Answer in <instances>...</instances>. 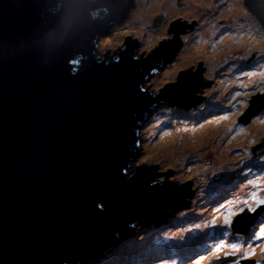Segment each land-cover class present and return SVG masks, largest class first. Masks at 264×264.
<instances>
[{
  "label": "water",
  "instance_id": "obj_1",
  "mask_svg": "<svg viewBox=\"0 0 264 264\" xmlns=\"http://www.w3.org/2000/svg\"><path fill=\"white\" fill-rule=\"evenodd\" d=\"M243 4L264 28V0ZM132 5L0 0V264L104 261L136 227L165 223L191 205L193 178L136 162L145 155L143 126L158 106L189 109L212 79L201 62L190 70L199 78L181 70L176 82L151 86L149 77L193 26L184 18L169 22L173 37L164 44L139 50V36L127 34L128 42H111L105 52H113L100 57L99 38H108ZM263 111L259 92L237 122ZM262 145L264 137L250 147L251 158L264 153ZM263 213L264 205L245 209L232 232L246 234Z\"/></svg>",
  "mask_w": 264,
  "mask_h": 264
},
{
  "label": "rangeland",
  "instance_id": "obj_2",
  "mask_svg": "<svg viewBox=\"0 0 264 264\" xmlns=\"http://www.w3.org/2000/svg\"><path fill=\"white\" fill-rule=\"evenodd\" d=\"M136 1L137 6L135 9L132 8L131 15L114 23L108 38H99V56L106 51L111 42H128L127 34L139 36L143 42L139 45V50L171 34L169 23H165L166 15L162 14L163 11L167 13L169 19L199 20L198 27L192 26L193 28L190 27L184 33V36L189 37L186 42H191L195 36L198 38L188 49L183 46L179 56L180 64H177L174 72L172 71L174 67L170 68L169 63L165 68V75L158 74L150 78L152 88L158 90L160 84L175 81L169 77L177 78L181 67L182 70H191V67L187 69L190 63L200 60L199 56L206 51L210 52L208 55L211 58L207 61L214 72L208 75L206 71L207 79L212 80L203 89L205 94L202 101L191 107L192 110L183 108L178 110V107L161 109L158 106L143 126L145 155L139 156L136 162V164L160 163L176 170L170 172L173 177L193 178L190 190H195V193L190 206L181 207L169 215L165 223L135 228L133 235L123 237L122 243L117 244L111 254H105L104 261L94 264H158L154 258L157 250L164 248L170 254L169 246L177 248L184 258V264H194L200 256H204L203 264H209L213 260L210 247H214L215 242L225 231L229 233L223 237L226 241L231 236H237L240 242L244 240V243H257L252 249L255 251L254 256L264 261V253L260 247L264 241L254 238L261 228H264V221H257L264 213L253 221L246 234H239V231L230 232L233 219L242 214L239 209L246 207L242 201L248 200L250 204L253 203L250 199L253 192L264 199V154L251 158L249 150L264 137V111L245 124L239 125L237 122L250 98L259 95V92L253 84L239 83L229 77L231 67L241 65L244 59H241L239 54L226 55L228 53H224L223 58L216 57V51L221 52L223 49L219 50L215 45L226 41L221 39L216 41L220 34L211 21L219 20L213 10L214 3L212 4L210 0ZM233 1L237 3L233 4L232 13H238L239 3L243 0ZM182 4H185L186 8ZM245 8L243 5L239 17L244 20L247 19ZM200 16L205 21H201ZM253 17L256 20V17ZM256 21L250 24L241 22L240 33L223 36L228 37V41L240 37L242 43L251 46L249 50L258 49L261 52V56L255 61L257 73L253 81L264 79V28H261L257 21L258 26ZM148 25L151 29L155 27L156 30L154 29L152 33L145 32ZM164 25H166L164 35L159 36L157 32ZM221 27V31L229 33L226 26ZM201 44H205L206 51L197 49ZM201 62L200 60L197 63ZM215 80L217 82H214ZM237 139L242 142L238 143ZM189 154L190 157L195 155L200 160L197 162L190 159ZM229 212L238 214L232 218L230 226H225L224 218ZM213 219L216 221L215 225L209 223ZM197 224L201 225V228H196ZM205 224L209 226L204 227ZM250 231L249 237H253L251 241L249 237L244 239ZM181 237L183 239H180ZM241 250L244 252L250 249H244L243 245ZM221 256H224L223 252ZM260 259L256 260V264L260 263Z\"/></svg>",
  "mask_w": 264,
  "mask_h": 264
},
{
  "label": "flooded vegetation",
  "instance_id": "obj_3",
  "mask_svg": "<svg viewBox=\"0 0 264 264\" xmlns=\"http://www.w3.org/2000/svg\"><path fill=\"white\" fill-rule=\"evenodd\" d=\"M210 1L212 2V4L214 3L213 4V10L215 11V14L217 16V20H219V22H217L216 19H214V21L213 20L211 21L215 25V29L218 31V34H220L219 36L216 37V41H219L220 39H221V41H226V42H221V43H218V44L215 45V47L217 49H219V50L223 49L221 52L220 51L219 52L216 51L217 56L218 57L222 56L224 53H228L230 55L239 54L241 59H244V60H242V64L241 65L238 64V65H235V66L231 67L230 76L229 77L231 79L234 78L239 83L247 82V83L253 84L254 86L257 83H261L256 88V90H257V92L263 93L264 92V79H259V80L253 81V79L256 77V73H257L256 69H255V61L261 56V52L258 49L249 50L251 46H248V45H245L244 43H242V40L240 39V37H238L236 39H232L231 38L230 41L227 40L228 37H223L224 35L234 36L235 34L240 33L241 29H242L241 22H245V24H250L252 21H256L255 18L250 13H248L246 8H245V10L247 12V14H246L247 15V19L246 20L239 18V16H236L235 15L236 13H232L231 1L230 0H219L218 2L217 1L215 2V0H210ZM132 2H133V5H132V7L130 9H132V8L135 9V6H137V1L136 0H132ZM239 4L241 6H243V1L241 3H239ZM215 5H216V7H215ZM182 6L184 8H186L185 4H182ZM133 9L130 11L129 16L131 15V12L133 11ZM140 9H141V7H140ZM162 14L166 15L165 16L166 17L165 23L166 22L169 23L170 21L173 20V19H169L167 17V13H165L164 11H163ZM125 18H126V15L124 16V19ZM199 19L201 21H205V19L202 16H200ZM183 20L186 21V19H183ZM187 21H188L187 22L188 24L189 23H191V24L193 23V27H198V25H199V20L190 18ZM256 24L259 26V23L257 21H256ZM112 25L110 26V28L112 27ZM220 25L221 26H226L228 28V30H229V33H224L223 31H221L222 27ZM164 27H166V25L161 26L159 28V30L157 32L159 36L164 35V32H163ZM261 28H262V26H261ZM154 29L156 30L155 27H154ZM154 29H151V26L148 25L147 26V30L145 32H151L152 33V32L155 31ZM171 34H172V36L169 37V38L158 39L157 46L159 44H164L165 42H168L173 37V33L172 32H171ZM188 38L189 37H187V36L180 37L178 48H177L176 52L174 53L172 59L168 63H166L165 65L161 66V68L158 70V72H155L149 78H151V77H153L155 75H158V74L161 75L162 71L167 67V65L169 63H171L170 68L172 66L174 67L172 69V71L174 72V70L176 69L177 64L178 65L180 64V60H179L180 50H181L180 48H182V46H184V45L186 46L187 49H188V47L193 46V42L198 38V36H195L194 39H192L191 42H186V40ZM138 44L141 45V44H143V42L140 40V38L137 37L135 45H138ZM97 47H98V44H97ZM118 48H121V46L120 47L118 46L117 49ZM152 48L147 49V51H145V52H141L139 55L142 54V57H145L146 55L149 54V52L151 51ZM197 49H204L206 51L205 44L198 45ZM112 50H114V49H112ZM99 52L100 51L98 50V52H97L98 55L100 54ZM111 52H113V51L104 52V53H102V55L100 57H102L106 53H111ZM208 54H210L209 50L206 51L205 54L199 56L200 57L199 59L203 62L204 66L206 65V71H207L208 75L209 74L211 75V71H213V69H212V67L210 68L209 63L207 61L208 59L210 60V58H211V56H209ZM200 60H197V62L200 61ZM197 62L190 63V64H193V65L196 64L197 65ZM205 62H206V64H205ZM160 64H162V63H160ZM191 66L192 65L187 66V69L190 68ZM181 70H182V67L178 70V73H180ZM197 72H198V74H199V76L201 78L202 70L199 69ZM181 73H183L185 75H197L196 73H190L189 69L186 70V71H183ZM223 76H225V75H223ZM197 78H199L198 75H197ZM169 79H174L175 81H170L169 82V83H173V82H176L178 80V77L175 78L174 76H171V77H169ZM214 82H217V80H215ZM169 83H167V84H169ZM167 84H164V86L167 85ZM252 86H251V88H252ZM161 88H159L158 90H160ZM200 90H201V92H203L202 88H200ZM204 94L205 93L203 92L202 96H204ZM159 106H160L161 109L163 107H168V105L166 103H162ZM171 108H177V107H171ZM177 109L180 110L179 107ZM192 109L193 108H191V109L189 108L188 110H192ZM245 208H247V207H245ZM263 218H264V216H261L257 221L261 222V221H263L262 220ZM251 231L249 232V234L246 237H244V239L249 237V235H251ZM233 237H237V236H231L227 241L235 242L233 240ZM241 243H242V245H244V249H248V243H244V240H242ZM256 244L257 243H252V245H256ZM242 253H243V251L241 250V254ZM238 255H240V254H238ZM223 257L224 256H221V258H223ZM236 258L237 257H233V256L229 255L227 261L222 263V264H232V261L234 259H236ZM259 259L260 258L252 256L251 258H248V259H241L240 260V264H241V262H243L245 264H256V260L258 261ZM215 261H217V260L213 258V260L209 264H213V262H215ZM177 264H181V261L178 260ZM183 264H184V259H183ZM259 264H264V261L262 259H260V263Z\"/></svg>",
  "mask_w": 264,
  "mask_h": 264
},
{
  "label": "snow or ice",
  "instance_id": "obj_4",
  "mask_svg": "<svg viewBox=\"0 0 264 264\" xmlns=\"http://www.w3.org/2000/svg\"><path fill=\"white\" fill-rule=\"evenodd\" d=\"M237 95H240V94L237 93ZM253 103H257V102H253ZM261 147L264 148V145H262ZM125 172H127V169H125ZM249 183H253V182L249 181ZM250 199L253 202L251 204L249 203L248 200L242 201V203L247 207L248 211L250 212H254L256 210V207L260 205H264V199L259 198L256 192H253L250 194ZM97 207L102 209L103 205L99 204ZM219 210L220 209H217V211ZM243 211H244V208L239 209V212H243ZM237 214H238L237 212H229L224 218L225 226H230L232 224V218ZM209 223L211 225H215L216 221L215 219H213ZM208 226H209L208 224L204 225V227H208ZM195 227L199 229L201 228V225L197 224ZM188 230L191 231L192 229H188ZM228 235L229 233L227 231L222 233V236L226 237ZM254 238L256 240L264 241V228H261L260 232L257 233ZM171 239H175V238H171ZM180 239H183V238L181 237ZM252 239L253 237H249V241H251ZM233 240L235 242L226 241L225 239L217 240L215 242L214 247H210L213 258L216 260H220L221 253L223 252L224 253L223 259L225 261H227L228 256L231 255L233 257H237L236 259L232 261V264H240L241 259H248L255 255V251L252 250L253 245L250 242L248 243V248L250 250L244 251L241 254V249L243 247L242 243L237 237H233ZM159 243L160 241L158 240L157 244L159 245ZM260 247H261V252L264 253V244H262ZM169 248L171 249L170 254L164 248H159L157 250L156 256L154 258L158 261V264H177L178 260L181 261V264H183L184 258L181 256L180 252L177 251V248L173 246H169ZM203 261H204V256H200L198 259L195 260L194 264H203Z\"/></svg>",
  "mask_w": 264,
  "mask_h": 264
},
{
  "label": "bare ground",
  "instance_id": "obj_5",
  "mask_svg": "<svg viewBox=\"0 0 264 264\" xmlns=\"http://www.w3.org/2000/svg\"><path fill=\"white\" fill-rule=\"evenodd\" d=\"M231 1V9H232V11H233V4L234 3H237V2H234L233 0H230ZM244 5V4H243ZM245 7V6H244ZM241 9H242V6L241 5H239L238 6V13H236L235 15L236 16H239L240 17V12H241ZM246 45V44H245ZM226 55H229V54H226ZM225 55H222V56H216L217 58H223ZM212 59H213V57H212ZM214 71H211V74L213 73ZM231 124H226V126H230ZM225 126V127H226ZM254 128H255V126H254ZM237 142L238 143H241L242 141L241 140H239V139H237ZM204 142H202V144H203ZM188 157H190V154L188 155ZM190 159H193V160H196L197 162L200 160V158L198 157L197 158V156H195V155H191V157H190ZM244 216V215H243ZM263 221H264V218L262 219ZM224 236H220L219 238L220 239H225V238H223ZM217 240V239H216Z\"/></svg>",
  "mask_w": 264,
  "mask_h": 264
},
{
  "label": "clouds",
  "instance_id": "obj_6",
  "mask_svg": "<svg viewBox=\"0 0 264 264\" xmlns=\"http://www.w3.org/2000/svg\"><path fill=\"white\" fill-rule=\"evenodd\" d=\"M261 25V24H260ZM176 107V106H175ZM184 109V108H183ZM167 218V217H166ZM166 218H165V220H166ZM162 224V223H161ZM139 227H142V226H139ZM137 228V227H136ZM230 232H232V229H231V231ZM233 233V232H232ZM242 264H245V263H243V262H241Z\"/></svg>",
  "mask_w": 264,
  "mask_h": 264
}]
</instances>
